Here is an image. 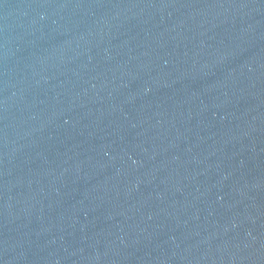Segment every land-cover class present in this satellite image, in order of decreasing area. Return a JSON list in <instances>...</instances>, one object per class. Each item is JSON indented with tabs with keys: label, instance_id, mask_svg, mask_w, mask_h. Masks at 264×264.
Masks as SVG:
<instances>
[{
	"label": "water",
	"instance_id": "1",
	"mask_svg": "<svg viewBox=\"0 0 264 264\" xmlns=\"http://www.w3.org/2000/svg\"><path fill=\"white\" fill-rule=\"evenodd\" d=\"M0 264H264V0H0Z\"/></svg>",
	"mask_w": 264,
	"mask_h": 264
}]
</instances>
